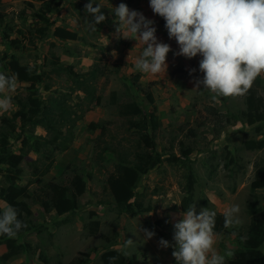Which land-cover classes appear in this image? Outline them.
Listing matches in <instances>:
<instances>
[{
	"label": "rangeland",
	"instance_id": "obj_1",
	"mask_svg": "<svg viewBox=\"0 0 264 264\" xmlns=\"http://www.w3.org/2000/svg\"><path fill=\"white\" fill-rule=\"evenodd\" d=\"M48 1L0 0V59L6 54L7 62L10 55H15L21 65L36 68L37 72L31 84L18 82L15 92L6 93L13 97V108L0 113V118L10 119L19 113L16 98L27 95L26 88L34 87L38 88L46 106L40 116L44 124L56 112L52 102L55 98L65 102L66 110L69 108L73 112L72 118L64 124L49 122L55 131L42 125H24L22 128L24 113L15 119L21 139L12 141L11 152L26 155L19 165L18 184L28 185L32 194L26 199L32 212L30 219L33 224L40 225V233L24 235L22 241L30 243L32 251L13 258L8 264H42L37 259L40 253L48 258L49 264L56 261L66 264L74 258L83 260L86 254L87 264H99L103 246L113 243L110 249L121 251L125 239L134 240V246L128 251L130 257L134 255L135 264H176L171 254L173 247L163 248L158 242L164 239L174 245L173 224L183 213L180 201L185 195L186 165L196 176L190 205L195 203L197 212L207 207L223 214L228 206L239 204L242 223L233 227L245 230L250 222L247 210L254 202L252 198L257 197L254 206L264 205V179L255 180L253 175L254 162L264 161V148L245 151L241 145L247 140H264V124L261 132H256L252 127L232 120L234 114L244 109L239 97L213 99L209 91L193 89L194 78L202 75L199 72L200 57L189 60L173 55L179 51L178 45L175 39H169L164 19L152 12L149 0H94L93 7L101 5V12L106 17L96 25L95 31L87 23L93 21V16L84 7L89 0H52L56 1L58 11L48 15L50 32L60 26L80 38V41L65 42L56 40L50 33L42 39L31 35L30 28L40 25L34 23V12ZM120 3L153 20L158 41L170 45L172 51L167 55L165 76H152L135 68L142 46L139 41L118 37L114 8ZM17 31L23 32L24 37ZM9 40H17L16 47L9 45ZM113 51L115 58L111 55ZM54 58L59 60L56 67L53 66ZM65 66L82 75L98 67L104 75L98 74L96 80L85 81L69 75L63 69ZM191 69L196 71L190 75ZM0 72L9 75L3 59L0 60ZM136 76V86H132ZM256 84L264 99V74L253 86ZM143 90L153 94L160 120V127L155 131L149 128L142 132L131 130L129 119L118 115L117 104L131 99H136L145 108ZM113 92L117 104L111 102ZM46 110L52 114L47 115ZM91 123L99 126L90 128ZM190 128L194 129L195 137L189 135ZM55 134L57 138L52 144H43V140L53 139ZM32 136L40 139L37 140L41 144L38 154L29 147L34 142ZM22 140L27 142L26 145L21 143ZM137 144L151 154L161 156L160 164L140 177L137 183V199L150 211L134 217L118 215L105 180L114 171L119 155L132 160ZM187 148L191 149V154L185 162L182 151ZM229 156L237 159L240 169L235 170L234 164L224 167ZM47 164H50L49 169L38 178L35 172L43 171ZM73 170L90 175L86 179V192L78 198L80 208L63 216L46 214L40 205L44 184L68 185ZM0 207L5 209L1 200ZM91 220L99 222L94 236H90L86 228ZM139 229H148L155 235L144 240ZM235 240L234 236H218L215 248L224 254L236 248ZM4 252L5 247L0 245V255ZM130 257L125 258L131 260Z\"/></svg>",
	"mask_w": 264,
	"mask_h": 264
},
{
	"label": "trees",
	"instance_id": "obj_2",
	"mask_svg": "<svg viewBox=\"0 0 264 264\" xmlns=\"http://www.w3.org/2000/svg\"><path fill=\"white\" fill-rule=\"evenodd\" d=\"M56 1L45 2L34 12V23L38 26L30 28L32 31L31 35H36L39 38H45L51 34L53 38L58 41H80V38L75 32L66 30L60 26L55 27L52 32H50L51 22L49 21L48 15L51 13H56L58 11ZM29 7L33 8V5L29 3ZM6 33V32H5ZM20 36L24 37L23 32L17 31ZM7 38V33L5 34ZM33 37L31 38V40ZM18 43L17 40H9V45L15 46ZM7 55H3V62L6 70L11 76L13 73L18 75L19 83H32L34 75L37 73L36 68L30 67L28 65H21L15 55H10L8 61L5 62ZM0 59V60H2ZM59 65L58 58H54V67ZM71 76H77L79 78L85 79V81L96 80L98 74L104 75L102 69L99 70L98 67L94 68L91 72L86 74H75L70 66L63 67ZM203 74L200 76L202 79ZM137 76L135 80L132 81V86H136ZM202 88V86H201ZM27 95H20L16 98V104L18 106L19 113H15L12 118H0V200L6 205H11L15 207L18 211V219H20L26 227L22 228L20 232L14 239L8 238L6 235H0V245L5 247V252L0 255V264H8L13 258L24 255L30 252L31 245L28 242L22 241V237L29 233L38 234L40 233V225H35L31 221L30 217L32 215L31 209L29 208L26 199L31 198V192L29 191L28 185L18 184V180L21 177L20 163L25 158V153H12V141H19L21 139V132L17 129L15 119L22 113L25 115V120L23 126L30 125L31 127L45 126L46 129H52V125L49 122L64 124L69 121L73 112L68 108L66 110L65 102H60L58 99H53L56 112L52 114V111L46 110L47 115H51V119H47L45 124L40 119L46 106L44 105L38 88H26ZM204 90V89H200ZM142 94L145 99V108L136 101V99H131L129 101L117 104L116 94L113 92L111 94V102L117 104L118 115L120 117L128 118V128L131 130H136L139 132L145 131L148 128L152 131L157 130L160 127V120L156 114V105L153 98V94L149 90H143ZM241 98L244 109L239 113L232 116L233 121H240L246 126L252 127L256 132H261L262 125L264 124V99L260 94L258 84L254 85L249 93ZM72 121V120H71ZM90 128H96L98 124L91 123L88 125ZM21 128V129H22ZM101 128V126L99 127ZM55 131V129H52ZM103 130V128H102ZM53 131V132H54ZM190 136L195 137L194 129L190 128L188 130ZM34 139L33 144H30V149L35 154L40 153V140L39 138L32 136ZM31 138V139H32ZM57 134L54 135L53 139L43 140L44 145L52 144L56 140ZM22 144L26 145V141L22 140ZM242 149L245 151H257L264 148V140H247L241 145ZM185 162L189 160V155L191 154V149L187 148L182 151ZM233 155L232 151L228 152ZM214 155V154H212ZM160 154H151L149 151L141 148L139 144L135 146V151H133V158L128 161L124 155L118 156L117 164L114 166V171L106 178L105 186L108 190L114 209L118 215L126 214L130 217L137 216L142 213H148L150 208H143L141 201L137 199V183L140 177L146 175L150 170L156 168L160 162ZM103 159V158H102ZM228 164H234L237 166L235 170L241 168L238 164L237 159L234 156H229L224 167ZM50 164L44 165L43 171L35 172L39 177H43L44 173L49 169ZM187 168V174L185 175L186 185H185V195L180 201V208L183 212L187 211L193 194V188L196 183V176L189 167ZM253 175L255 180L264 179V161L256 160L254 162ZM233 170V171H235ZM90 178L89 174H81L76 170H73V176L68 185L57 184L54 182H48L44 184L43 196L40 198V205L46 214L54 213L57 216H63L66 214H71L76 212L80 207L78 205V198L86 192L87 184L86 179ZM38 182H41L38 179ZM257 197H253L252 204L247 210V214L250 217V222L245 230L242 227H224V216L221 213L216 212V232L219 236H234L236 239V248L233 249L235 256L234 258H227V264H264V205L254 206L253 203L256 202ZM3 209L0 207V215L3 213ZM93 216V213H90ZM87 231L90 236L97 234L99 229V222L97 220H91L86 226ZM113 244V243H112ZM112 244L108 246H103L104 252L99 257V264H109V258L113 256L119 257L116 264H134L135 258L132 255L131 260H126L120 250L110 249ZM32 251V250H31ZM37 259L41 261L42 264H49L48 258L43 254H37ZM88 255H84L85 259L74 258L66 264H87L86 258ZM27 264V263H21ZM53 264H64L60 261H56Z\"/></svg>",
	"mask_w": 264,
	"mask_h": 264
},
{
	"label": "clouds",
	"instance_id": "obj_3",
	"mask_svg": "<svg viewBox=\"0 0 264 264\" xmlns=\"http://www.w3.org/2000/svg\"><path fill=\"white\" fill-rule=\"evenodd\" d=\"M94 0L85 4V11L93 16L87 22L91 30L105 21L101 5L93 7ZM155 15L163 18L169 39H175L179 51L173 55L199 60L201 78H194L193 89H204L218 97H244L258 77L264 74V0H149ZM115 9L119 38L140 42L142 53L135 61V68L152 76H165L168 70L167 55L172 51L167 43L158 41L155 22L141 12L120 3ZM113 58L116 52L111 53ZM196 69H191V75ZM18 75L7 76L0 72V113L13 108V93L17 89ZM202 86V88H201ZM239 204L228 206L224 212V227L242 223ZM220 213V212H218ZM222 214V213H221ZM173 224L174 245L159 240L163 248L173 247L176 264H227L234 258L232 250L220 254L215 248L219 233L216 232V212L207 207L198 212L195 203ZM26 225L18 219V211L6 205L0 215V235L14 239ZM144 240L155 233L139 229ZM30 244V243H29ZM133 239H125L121 248L123 256L130 257ZM117 256L109 258L116 264ZM135 264V263H134Z\"/></svg>",
	"mask_w": 264,
	"mask_h": 264
}]
</instances>
